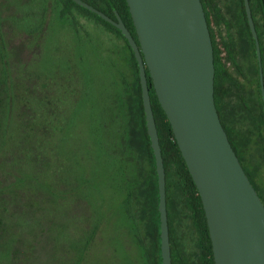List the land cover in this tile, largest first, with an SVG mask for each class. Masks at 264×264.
Instances as JSON below:
<instances>
[{
    "label": "rangeland",
    "instance_id": "rangeland-1",
    "mask_svg": "<svg viewBox=\"0 0 264 264\" xmlns=\"http://www.w3.org/2000/svg\"><path fill=\"white\" fill-rule=\"evenodd\" d=\"M63 3V0H0L1 29L11 42V50L17 49L15 55L11 54L13 70L18 75L26 68L39 76L45 87L41 89L43 102L52 111L47 119L54 121L49 133L56 142L53 159L56 172L54 175L47 172L43 177L46 186L52 183L50 202H45L47 213L52 212L67 236L66 242L59 238V251L67 247L78 264H150L149 240L139 217L137 223L127 217L126 232L125 228H114L115 206L124 190L123 179L116 169L121 142L117 135L116 146V136H112L115 132L110 130L111 104L119 80L129 85L137 76L136 71L118 34L74 7L63 13ZM217 6L232 25L229 32L221 26L220 34L224 38L230 34L241 47L242 54L237 59L244 77L240 79L251 109L258 100L255 59L239 16L238 2L218 0ZM233 93L231 90L228 102L235 101L231 98ZM124 117L127 122V115ZM244 131L251 138L244 153L247 168L256 178L264 180L263 129L249 116ZM133 144L137 164L135 171L128 166V179L131 174L135 173L136 178L140 174L138 181L145 180L148 186L151 167L138 142ZM175 178L172 174L173 230L185 264H196L197 237ZM132 181L127 180L128 191L129 187L132 189L128 185ZM132 214L134 217L137 211ZM136 234L145 237L144 243L141 240L139 244ZM3 255L1 252L0 264H6ZM55 263L60 261L55 259Z\"/></svg>",
    "mask_w": 264,
    "mask_h": 264
},
{
    "label": "trees",
    "instance_id": "trees-1",
    "mask_svg": "<svg viewBox=\"0 0 264 264\" xmlns=\"http://www.w3.org/2000/svg\"><path fill=\"white\" fill-rule=\"evenodd\" d=\"M63 1V13H68L70 8L74 7L102 22L124 39L120 32L87 9L76 5L72 0ZM82 1L103 12L113 20H116L115 13H117L136 41L135 29L125 0ZM236 1L238 2V12L243 22V29L246 37L251 42L255 59L258 100L251 109L244 98L243 87L238 84L236 79L222 64L220 60L222 51L218 48L219 43L215 41L209 29L210 22L217 27L224 26L228 32L232 25L222 16L216 0H201V3L213 46L215 107L220 119L218 103L223 102L226 98L225 102L229 105L230 101H227V98L230 97L229 92L236 90L240 106L247 115H243L244 119L240 121V127L234 133H230V136L225 131L223 124H221L234 153L233 142L245 153L248 148L247 145L251 141L249 134L244 131L245 120L249 116L253 117L258 128H262L264 133V112L259 88L254 41L247 24L244 2L243 0ZM249 6L259 40L264 76V0H249ZM2 26L3 23H0V257L1 252H4L3 256L6 258V264H78L74 254L67 252V247L66 250L59 251L60 241L64 240L66 242L67 236L59 228L60 226L56 222L54 215L50 214L52 212L47 213L48 208L45 206L46 201L50 202L49 194L52 195L50 193L52 183L46 186L45 177L43 176L47 172H50L51 175L56 172L55 166L53 168L56 142L53 135L49 133L54 121L47 119L52 111L48 110L47 104L43 102L41 89L44 84H41L37 74H32L26 68H22L21 72L16 75L17 73L13 70V65L11 64V54L12 56L15 55L17 49L11 50V42L1 29ZM230 37V34H227L226 41L224 39L220 45L227 54V60L234 64L235 45ZM124 42L137 76L132 81L134 83L133 93L127 90L128 97L125 106V115L128 117L127 135L125 138H120L119 136V142L122 141L121 150L125 149L126 151V154H122L127 158V167L129 166L134 170V164H137V157L133 151V143L135 141L138 142L145 160L148 161L151 167L148 186L145 180L142 183L138 181L141 177L140 174L138 178L135 177V173L131 174V177L129 176L128 180L133 179V181L128 183L132 189L129 187L127 195V217L136 223L139 217L146 228L149 240L148 261L150 264H161L157 208L158 188L154 158L146 131L137 63L128 43L125 40ZM146 79L165 171L166 213L171 263L185 264L184 258L179 252L170 212L172 203L170 179L173 174L176 177L175 180L178 185L176 186L180 190L197 237L198 252L195 253V262L196 264H214L200 196L178 149L171 126L157 100L147 70ZM263 133H259L260 139L263 138ZM112 136H116L117 146L118 137L115 134ZM262 143L264 144V140H262ZM235 155L237 156L236 153ZM262 161L264 167V145L262 146ZM53 191L54 188H52ZM133 210L137 211L134 217L132 216ZM54 226L56 227L50 228ZM136 239L140 244L141 240L144 243L145 237L136 234ZM42 254H44V257ZM55 259L60 261V263H55ZM73 261L76 262L73 263Z\"/></svg>",
    "mask_w": 264,
    "mask_h": 264
},
{
    "label": "water",
    "instance_id": "water-1",
    "mask_svg": "<svg viewBox=\"0 0 264 264\" xmlns=\"http://www.w3.org/2000/svg\"><path fill=\"white\" fill-rule=\"evenodd\" d=\"M72 1L117 29L136 60L157 177L161 264H172L165 171L146 68L200 196L214 264H264V206L228 141L215 107L213 46L201 0H125L138 44L117 13L113 20L82 0ZM243 2L255 46L264 112L260 45L249 0Z\"/></svg>",
    "mask_w": 264,
    "mask_h": 264
},
{
    "label": "flooded vegetation",
    "instance_id": "flooded-vegetation-1",
    "mask_svg": "<svg viewBox=\"0 0 264 264\" xmlns=\"http://www.w3.org/2000/svg\"><path fill=\"white\" fill-rule=\"evenodd\" d=\"M216 3H218V0H216ZM100 23H102V22H100ZM104 26H106V25H104ZM112 28H114V27H112ZM219 28L220 27L215 26L211 22L209 23L210 32L212 33V36L215 39V41L219 43L218 48L222 51L220 54V60H221L222 64L228 70V72L236 79L238 84L243 87L244 84H243V82H241L240 78L244 77V74H243L244 72L242 71L243 69L240 66V62L237 59L238 56L242 54L240 52L241 51L240 44H238L236 42L234 37H230L231 40L233 41V44L235 45V62L233 64L227 60V54H226L224 48L220 45L224 41V39L226 41V38H224L220 34ZM108 29H110V28H108ZM110 30L113 31L115 34H117V32H115L114 30H112V29H110ZM115 30H117V29H115ZM123 40H125V38ZM136 41L135 42L138 44L137 35H136ZM125 45H126V43H125ZM126 48H127V46H126ZM261 62H262V60H261ZM146 70H147V68H146ZM234 71H235V74H234ZM147 73H148V76L150 78L148 70H147ZM150 80H151V78H150ZM119 81H120L119 84H116L118 91L115 93V98L113 100V103L111 104V111L113 112L111 121H112L113 126L110 130L115 132V134L120 136V138H122V137L125 138L127 135V127H128L127 122H126L125 117H124L126 100L128 97L127 90H129L128 92L133 93L134 83L130 82L129 86H126V84H125V82H123V80H119ZM233 92L234 93L231 96V98H235L234 99L235 101L232 100V102H230V104L228 105L225 102L226 101V98H225V100L223 102L218 103V111H219L221 123L223 124V127H224L225 131H227L229 136H230V133H232V132L234 133L235 130H238V128L240 127V121L242 119H244L243 115H247V113H245V111H243V108H241V106H240L239 96H238L236 90H233ZM229 94H230V92H229ZM233 147L235 148V153L237 154V158H238L240 165L242 166V168L246 172L247 177H248L251 185L255 189L258 197L260 198V200L264 206V180L261 178H258V177L256 178L255 175L249 171V169L247 168V162H246V158L244 156V152H242L241 148H239L238 145H236L234 142H233ZM125 148H126V145H125ZM122 153L126 154L125 149L121 150L120 156L118 157V167H116V169L118 170V172L120 174V179L121 178L123 179V185H121V186H122V189L124 190V193H123V195H121L120 201L115 206L116 211H115L114 228H125L124 231L126 232V228H128V225H127V212H128L127 195H128V190L125 186H126L127 180H128V174H127V168L128 167H127V158ZM120 167H122V168H120ZM117 218L119 220H117ZM170 256H171V254H170Z\"/></svg>",
    "mask_w": 264,
    "mask_h": 264
}]
</instances>
